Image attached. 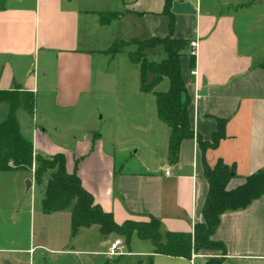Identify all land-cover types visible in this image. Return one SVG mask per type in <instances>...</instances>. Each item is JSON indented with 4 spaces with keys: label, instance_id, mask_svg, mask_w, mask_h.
I'll list each match as a JSON object with an SVG mask.
<instances>
[{
    "label": "crops",
    "instance_id": "obj_1",
    "mask_svg": "<svg viewBox=\"0 0 264 264\" xmlns=\"http://www.w3.org/2000/svg\"><path fill=\"white\" fill-rule=\"evenodd\" d=\"M6 1L0 0V90L21 88L35 95L31 123L26 113H18L19 122L20 114L25 117L30 134H24L20 123L21 131L33 143L34 155H63L67 172L77 174L95 203L118 225L155 218L163 243L169 232L193 233L204 221L209 190L205 162L211 168L219 160L234 167L229 190L264 169V48L246 44L252 34L247 32L248 23L240 25L229 9L234 0L218 11L204 8L203 0L172 3L174 38L199 44L194 71L190 55L181 58V75L191 99V128L211 143L219 121H225V137L216 149L202 151L196 138L184 140L175 165L168 159L170 128L159 118L155 95L142 91V73L132 87L116 85L110 67L117 55L108 54L120 41L168 36L170 18L162 14L166 0H125L123 10L113 12L121 17L111 23L128 15L145 20L142 28L130 29L128 39L111 34L95 39L97 29H107L101 16L109 13L74 5L76 0ZM234 4L241 11L251 6ZM254 23L249 31H264L263 22ZM159 54L164 58L162 51ZM96 96L113 101L109 128L100 125L104 108L94 111L85 105L95 102ZM93 111L102 116L94 118ZM60 134L66 144L55 141L53 136ZM133 160L137 168H127ZM64 212L70 213L71 223L69 210L50 215ZM95 227L99 235L88 253L105 255L110 242L120 237H105L98 226L79 233ZM212 239L223 243L226 252L204 250L184 259L155 254L152 243L135 233L129 247L125 245L127 255L108 258L104 264H208L213 259L221 264H264V195L245 210L224 214Z\"/></svg>",
    "mask_w": 264,
    "mask_h": 264
},
{
    "label": "trees",
    "instance_id": "obj_2",
    "mask_svg": "<svg viewBox=\"0 0 264 264\" xmlns=\"http://www.w3.org/2000/svg\"><path fill=\"white\" fill-rule=\"evenodd\" d=\"M175 0H166L164 14L169 16V34L165 38H151L145 41H132L137 51L129 53L133 64L139 65L142 73V91L149 93L153 87L168 79L170 86L166 92H155L158 115L170 128L168 159L173 165L179 162L180 146L184 140L196 138L202 151L216 149L225 137V121H219V129L212 142H204L195 134L190 125L189 106L191 99L181 75V58L187 53L190 42L174 38L175 17L171 11ZM121 16L109 13L101 16V23L108 25ZM117 43L108 51L116 56L123 49ZM162 48L164 58L160 62H150L147 50ZM190 55V54H189ZM191 68L195 69V57H192ZM155 75L150 85H146L148 75ZM0 105L7 106V112L0 114V173L34 172L38 184L49 175L41 200L42 212L50 215L69 210L71 212V232L76 237L82 228L98 226L105 237L123 238L129 247L136 233L141 240L150 241L154 253L176 258L191 259L193 254L204 250L226 252L224 244L212 238L218 230L221 218L229 212H237L250 207L264 195V169L251 175L245 183L234 190H229L230 181L236 176L233 166L219 160L211 168L204 163L205 178L209 190L203 207V222L194 227L193 233L167 234V241L162 242L160 221L151 218L149 222L127 221L118 225L110 213H106L96 204L94 198L82 186L77 174L66 170V159L63 155L45 158L34 155L33 143L26 139L21 131L18 113L24 112L31 118L35 114L36 97L33 93L21 88L0 90ZM39 167L34 170V164ZM36 168V165H35ZM222 260L213 259L208 264H221Z\"/></svg>",
    "mask_w": 264,
    "mask_h": 264
},
{
    "label": "rangeland",
    "instance_id": "obj_3",
    "mask_svg": "<svg viewBox=\"0 0 264 264\" xmlns=\"http://www.w3.org/2000/svg\"><path fill=\"white\" fill-rule=\"evenodd\" d=\"M4 1L7 2L6 0ZM236 1L243 4L249 3L251 6L243 11L236 10V6H234ZM14 2L15 0L12 3ZM217 2H220V7L216 6ZM226 3V0H203V7L212 6L214 11H218V9L224 10L227 7ZM126 4L127 1L125 0H76L74 3V5L85 6L93 10L99 8L107 13L122 11ZM229 7L231 12L237 16L240 25L248 23L247 32H250L252 36L248 38L251 41L248 40L249 42L246 44L250 46V43H254V45L258 43L257 46H263L264 48V31L260 32L257 29L249 31L250 25L255 24L254 21L258 20L264 23V0H234ZM163 12L162 14H164ZM172 13L174 14L173 10ZM144 23L145 20L140 19V15H135V17L128 15L118 23L106 25L107 29L99 30L96 28L97 30L94 32L95 39L103 38L108 34L121 39H128L132 32L130 29L134 26H136L135 30L142 28ZM240 32L242 33V29ZM244 33H242V36L246 38ZM242 45L244 48L245 39H242ZM116 46L124 51L117 55V58L111 64L110 70L116 73V85L132 87V83L139 76L138 73L141 72V68L131 62L129 52L137 51L138 47L133 45L132 41H120ZM257 46L256 48L252 47L253 52L257 51V48H259ZM160 51L163 52L160 47L155 48L151 52L147 50L146 52L150 53L148 60L150 62H160L163 59L159 54ZM187 53H190L189 48ZM163 55H165L164 52ZM168 88L169 80L166 79L153 87L151 93L154 95L155 92H166ZM112 102L111 97L106 99L102 96H96L95 102L85 103V105L92 107L94 111L96 108H99L97 110L102 108L106 110H103V112H106L104 113L105 121L100 124L102 129H105L107 125L108 128L110 127L111 121L109 123L108 113L114 109ZM94 111V118L102 116L101 113L96 116ZM6 112L7 106L0 105V114ZM25 115L28 119V124L29 122L31 123L32 118L27 114ZM19 118L24 134L29 136L30 133L27 135L26 131L24 115L20 114ZM60 135L53 136L55 141L66 144L67 140L62 137L63 134ZM123 161L124 158H121L119 164L123 163ZM38 167L39 165L36 162L34 170ZM127 168L136 169V161L129 162ZM48 177L49 175H45L42 184L39 185L35 179L34 172L0 173V264H95L97 261L104 264L108 261V257L88 253L91 245L96 243L99 235L97 227L73 237L69 212L50 216L42 212L41 200L44 197V188ZM27 181L31 182L30 189L27 187ZM30 250H33V252L30 253ZM62 250L68 252H58ZM72 250L73 252H71Z\"/></svg>",
    "mask_w": 264,
    "mask_h": 264
},
{
    "label": "built area",
    "instance_id": "obj_4",
    "mask_svg": "<svg viewBox=\"0 0 264 264\" xmlns=\"http://www.w3.org/2000/svg\"><path fill=\"white\" fill-rule=\"evenodd\" d=\"M198 41H191L189 44V49H190V55L192 57L197 56V51H198ZM169 174V173H167ZM125 248V243L121 238H116L115 240H112L109 245V249L105 256L108 258H115V257H121L124 255H127V253L124 250Z\"/></svg>",
    "mask_w": 264,
    "mask_h": 264
},
{
    "label": "water",
    "instance_id": "obj_5",
    "mask_svg": "<svg viewBox=\"0 0 264 264\" xmlns=\"http://www.w3.org/2000/svg\"><path fill=\"white\" fill-rule=\"evenodd\" d=\"M228 1H229V0H226V2H228ZM154 79H155V75L150 74V75L148 76V79H147V83H146V85L148 86V85L152 84V82L154 81ZM27 187H28V189L31 188V182H30V181H27ZM7 264H10V263H7Z\"/></svg>",
    "mask_w": 264,
    "mask_h": 264
}]
</instances>
